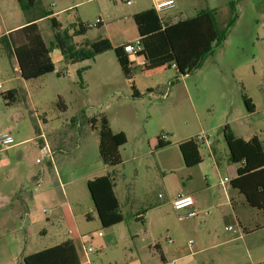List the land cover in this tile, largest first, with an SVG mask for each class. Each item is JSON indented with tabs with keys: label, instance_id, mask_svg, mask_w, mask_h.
Returning a JSON list of instances; mask_svg holds the SVG:
<instances>
[{
	"label": "rangeland",
	"instance_id": "rangeland-1",
	"mask_svg": "<svg viewBox=\"0 0 264 264\" xmlns=\"http://www.w3.org/2000/svg\"><path fill=\"white\" fill-rule=\"evenodd\" d=\"M130 1L39 0L34 7L24 10L18 0H0V32L6 35L8 29L30 18H39L36 22L48 44L57 32L66 33L70 36L67 38L69 44L86 50L100 38L119 44L138 35L133 16L138 1ZM177 1L187 16L201 9L215 11L218 27L226 33L215 53L187 75L181 74L176 65L146 74L144 57L136 55L130 80L113 49L93 59L72 63L56 48L51 53L55 71L27 80L18 71L16 55L0 38V130L4 126L14 127L13 135L18 141L20 126L23 136L34 137L25 145V158L14 154L13 166L0 171V185L4 191L30 190L40 194L33 206L37 221L26 228L29 251L56 244L66 229V222L55 216L59 208L67 207L63 204L62 189L56 184L52 165L45 162V156L37 147L42 133L47 138L58 137V143L63 145L55 156V165L63 173L61 181L70 191L71 206L80 215L84 230L90 231L88 234L102 232L101 239L109 240L107 247L101 249L95 244L98 238L95 243L85 244L97 248L89 253L91 264H138L137 259H145L149 255V239L142 234L146 226L137 214L147 216L154 235L161 226V218L176 223L177 217L171 213L175 208L172 209L170 203L164 204L168 203L169 194L183 188L182 182H188L187 187L197 192L211 184V194L225 203L224 186L232 190V185L230 182L223 185L222 180L237 175L239 166L229 161V149L222 131L226 123L237 136L249 139L258 135L264 139V0ZM233 1H237L235 12L231 8ZM67 3L75 6L55 14L60 24L58 28L52 24L51 15L42 17L47 11H58ZM234 16L235 23L228 27ZM80 21L89 28L84 34H74ZM79 70H82L81 76ZM133 83L139 91L137 96L133 94ZM9 89H17L23 95L19 94L8 104L4 93ZM245 96L252 98L254 111L247 108ZM103 116L116 131L122 130L128 135V142L122 146L123 162L113 167L104 163L99 152L98 127ZM93 118L98 119L97 127L92 126ZM163 135L171 144L159 149L157 139ZM202 135L205 139L199 143L204 162L188 167L179 143ZM212 143L216 146L218 165L210 152ZM43 165L45 170H42ZM106 168L115 175L120 207L125 216L124 221L110 227H104L99 221L84 178L92 172L105 173ZM72 179L74 183L67 185ZM56 199H60V203ZM153 204L162 207L150 210ZM245 207L241 201L235 204V213L256 230L247 242L248 249L264 257V210ZM209 210L213 222L224 234L230 235L225 230L226 225L232 224L229 206L224 204ZM85 213L94 215L95 221L88 219ZM23 225L20 235L25 232ZM42 228L47 229V235L38 238ZM241 253L249 262L246 249ZM11 264L24 263L20 259Z\"/></svg>",
	"mask_w": 264,
	"mask_h": 264
},
{
	"label": "trees",
	"instance_id": "trees-1",
	"mask_svg": "<svg viewBox=\"0 0 264 264\" xmlns=\"http://www.w3.org/2000/svg\"><path fill=\"white\" fill-rule=\"evenodd\" d=\"M39 0H18L24 10L31 9ZM237 1L231 3L236 11ZM52 15L47 11L44 16ZM236 15V14H235ZM55 27L59 21L55 15L50 16ZM39 19V18H37ZM37 19L1 36L16 55L19 71L24 79H32L54 72L56 69L52 51L60 49L67 62H78L93 59L97 54L113 49L121 68L127 78L132 80V59L125 51V44L114 46L108 38H100L90 44L89 49L78 48L67 41L66 33L55 34V39L48 44L41 32ZM235 16L228 27L235 23ZM138 29V36L142 42V49L138 55L145 58L143 71L154 73L176 65L183 74H191L200 68L209 55L215 53L222 45L225 32L220 31L215 11L201 9L195 15L181 19L174 24L164 26L163 20L156 8H148L134 15ZM79 28L74 34H84L89 26L80 21ZM99 24V23H98ZM82 75V70H79ZM134 95H139L135 84H132ZM2 93V92H1ZM17 96V89L6 91L8 102L13 99L10 94ZM245 103L250 111L255 110L252 98L245 96ZM65 106V105H64ZM98 119H92V126L97 127ZM99 152L104 163L116 166L123 162L122 146L128 142L125 131H115L106 116L99 125ZM223 134L229 149V161L238 163L237 176L231 180L233 188L242 193L249 206L264 210V139L254 135L249 139L237 136L231 126H223ZM164 136V135H163ZM160 136L157 147L171 144V141ZM184 161L188 166H194L203 161L200 143L191 137L179 143ZM116 178L114 173L98 175L88 180V188L94 201L95 209L104 227H110L124 221L120 202L115 192ZM24 264H82L80 254L73 240L44 248L28 254L23 259Z\"/></svg>",
	"mask_w": 264,
	"mask_h": 264
},
{
	"label": "crops",
	"instance_id": "crops-1",
	"mask_svg": "<svg viewBox=\"0 0 264 264\" xmlns=\"http://www.w3.org/2000/svg\"><path fill=\"white\" fill-rule=\"evenodd\" d=\"M137 1H138V8L135 9L133 16L136 13L146 10L148 8H152V7L155 8V4L157 0H137ZM175 1L176 4L173 8L159 12L163 20L164 26L171 25L181 19L191 17L189 15L188 16L185 15L178 1L177 0ZM74 6L75 4L73 3L72 4L67 3L63 5V7L60 10L58 11L50 10V12H53L52 15H55L59 12L70 10ZM34 19L37 18H30L26 21V23L8 29L7 32L9 33L10 31L23 26ZM101 23L102 20L99 21V24ZM3 35H5V33L0 32V38ZM137 38H139L138 35L133 39H129L122 43L113 44V45L117 46V45L127 44L129 42L134 41ZM131 59L133 61V58ZM143 61L145 63V58ZM17 67L19 71V65ZM9 90H14V89H9ZM20 95H23L22 92L20 93ZM10 96L13 98L16 97L14 96L13 93L10 94ZM17 96L19 97V95ZM7 103L9 104L10 101L8 102L7 100ZM111 127L113 128L112 125ZM2 129L3 130L0 131H8L11 132L12 134L14 133L13 130L14 127L4 126L2 127ZM18 130H19L18 136L20 137V139L17 141L16 136H14L16 141L14 145L5 149H0V171H2L3 169L9 170L11 166H13L12 157L14 154H17V157L19 156L20 159L25 158V154H26L25 145L30 141V139L34 138V137L23 136L21 134L22 131L20 129V126ZM113 130L116 131L115 128H113ZM40 136L42 139L37 147H39L40 152H42V154L45 156V162H47V164L49 163L52 165L53 171L57 178L56 184H58V186L62 189V193L64 197L63 204L65 205L66 203L67 205L65 209L59 208L60 212L56 211L55 213L56 218H61L64 220V222H66L65 234L63 237H60L61 241H58L56 244L62 243L63 241L69 239L73 240L80 254L82 264H84V261H86L87 264H91L89 255H87L84 252L82 244H86L87 242L95 243V240L98 238L95 244L97 248L101 249L104 248L105 246L107 247L109 240L101 239L103 235H100V232L88 234V232L90 231L84 230V224L80 220V215L71 206L72 199H71L70 191L68 189L67 190L65 189L66 183L61 181L63 178V173L60 169H58L57 165H55L56 163L55 156L59 151H61L63 145L58 143L59 142L58 137L47 138L45 133H42ZM164 147H159V149ZM49 150L52 151L53 159L47 157V153ZM210 152H212L211 154H213L212 156L215 163L217 165L220 164L216 155V146L213 143ZM201 154L203 157L202 152ZM135 158H138L137 155H135ZM170 160L171 159H169L168 161ZM203 162L204 161H202L197 165H200ZM159 166H161L160 163ZM45 167L46 166L43 165L42 170H45ZM108 169L109 168H106L105 173L102 174H97L92 172L85 175L84 178L87 184L89 179L98 175H104L109 173ZM216 169L218 170V166H216ZM9 176L10 175L7 176L8 180L10 179ZM236 176L237 175L232 177L231 180ZM182 178L184 179V177ZM192 179L193 176L190 175V180ZM231 180L229 181L230 183ZM73 181L74 179L67 181V185H69L70 183H74ZM187 183L188 182H184V183L182 182L183 188H180L174 193L172 192L171 194H169L168 203H165L164 205L169 203L173 205V200L179 194L192 195L195 198L196 208L198 209L199 212L197 216L186 217L188 213L187 209L174 210L172 206L173 211H171V213H173L174 216L177 217V222L176 223L165 222L164 217L161 218L162 221L161 226L159 230L156 231L157 234L154 235L152 229L149 228L150 222L147 216L144 215L143 213L137 214L139 218L143 219L144 225L146 226L145 229L142 230V234H144V236L149 239L148 253L150 255L145 257V259L142 258L137 259L138 264H264V257L259 256V254L257 253L252 254L247 246L248 240L254 233H256V230L251 229L249 226H247L241 220V218L235 213V204L241 201L244 207L245 205H248L245 196L242 193H240L238 189L232 187V190H230L228 188V185H226L224 186V191H225L224 195L226 201L225 203H222V201L218 200L217 195L213 196L211 194L210 189H212L213 187L211 184H207V186L202 192L201 191L197 192L193 188H188ZM117 186L118 183L116 182L115 192L121 205V199L117 192ZM3 189H2V185H0V264H11L13 261H18L20 259H22L23 261L26 255L42 250L47 247L37 249L34 251H29L28 249L29 236L26 228L31 226L35 221H37L33 206H34V201L36 202L39 201L38 197L40 196V194H34L30 190L29 191L22 190L20 192H17L11 190L4 191ZM165 189L168 192L167 185H165ZM54 191L56 192L55 188ZM242 197H244L246 202H243ZM56 201L60 203V199H56ZM224 204H227L229 206L230 212L228 213V216L230 217L232 222V224L229 223V225L226 226L232 225L238 229L237 232H234L232 230H227L225 226V230L228 231L230 235L224 234V232L221 231L220 228L213 222V217L211 218L209 217L210 215L209 209H217ZM160 207L162 206L153 204L150 210L158 209ZM170 210L171 209H169L168 211L170 212ZM166 214L168 215L169 213ZM84 215H86L88 219H91V221L93 222L95 221V216L92 215L91 213H85ZM21 225L24 226L23 229L25 230L23 235L19 234V232L22 231ZM42 235L43 236L47 235L46 228L41 229V233L39 234L38 238H40ZM163 239H165V241H163ZM244 249H246L249 255V262H246L244 260L243 253H241ZM154 251L155 252L157 251L158 255Z\"/></svg>",
	"mask_w": 264,
	"mask_h": 264
},
{
	"label": "built area",
	"instance_id": "built-area-1",
	"mask_svg": "<svg viewBox=\"0 0 264 264\" xmlns=\"http://www.w3.org/2000/svg\"><path fill=\"white\" fill-rule=\"evenodd\" d=\"M130 2L131 1L128 0V3H130ZM175 4H176L175 0H157L156 4H155V8L157 11L161 12L163 10L173 8L175 6ZM141 49H142V42H141L140 37L135 39L132 42L125 44V51L129 55L130 58H133V56L138 55V53ZM163 137L166 138V135H164ZM197 139H198V141H204L205 138L202 135V136H199ZM15 143H16L15 137L11 132L0 131V149H5L8 147H11ZM47 157H49L50 159H53V154H52L51 150L48 151ZM37 161L41 162V159L38 158ZM230 180L231 179L226 177L222 180V184L225 185ZM173 207L176 210L187 209L188 213H187L186 217H195L199 214L198 209L196 208L195 198L192 195L179 194L173 200ZM226 229L232 230L234 232L238 231V229L232 225L226 226ZM100 235H102L101 232H100ZM170 241H172V240H170ZM82 245H83V250L87 255H89L90 252L97 251V248H95V247H92V246L86 247L85 244H82Z\"/></svg>",
	"mask_w": 264,
	"mask_h": 264
},
{
	"label": "water",
	"instance_id": "water-1",
	"mask_svg": "<svg viewBox=\"0 0 264 264\" xmlns=\"http://www.w3.org/2000/svg\"><path fill=\"white\" fill-rule=\"evenodd\" d=\"M17 62H18V60H17ZM18 65H19V63H18Z\"/></svg>",
	"mask_w": 264,
	"mask_h": 264
}]
</instances>
